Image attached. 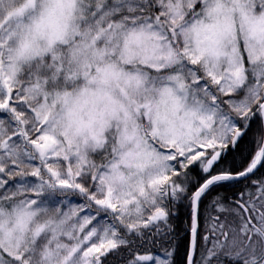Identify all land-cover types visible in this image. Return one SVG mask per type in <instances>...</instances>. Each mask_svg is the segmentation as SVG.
Returning <instances> with one entry per match:
<instances>
[{
	"label": "snow or ice",
	"instance_id": "1",
	"mask_svg": "<svg viewBox=\"0 0 264 264\" xmlns=\"http://www.w3.org/2000/svg\"><path fill=\"white\" fill-rule=\"evenodd\" d=\"M0 264H264V0H0Z\"/></svg>",
	"mask_w": 264,
	"mask_h": 264
}]
</instances>
